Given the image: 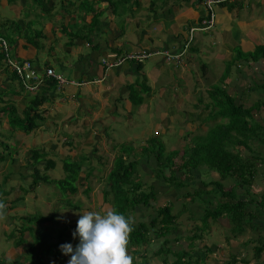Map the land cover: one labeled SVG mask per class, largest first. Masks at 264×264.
Returning a JSON list of instances; mask_svg holds the SVG:
<instances>
[{
    "label": "crops",
    "instance_id": "0c3cea01",
    "mask_svg": "<svg viewBox=\"0 0 264 264\" xmlns=\"http://www.w3.org/2000/svg\"><path fill=\"white\" fill-rule=\"evenodd\" d=\"M96 1L95 7L87 12L82 6L77 11V6L81 5L78 1L74 6H68L71 10L67 17L64 10H61L63 15L57 13L52 18L44 15L42 19L46 21V26L39 40L38 50L23 39L13 42L10 49L14 58L32 62L39 73L42 74L45 68H52L67 81L85 82L83 86L58 88L48 78L36 92L27 93L4 66L0 56V108L8 102L15 107L17 115L23 118L24 111L34 100L39 105L47 131L62 130L58 132L60 137L70 143L67 145L71 157L87 154V150L93 155L103 147L114 149L116 137L105 133L108 124L103 121L106 118L110 120V116L112 120H120L119 117L115 118L116 115H125L121 121L126 122V125L133 119L139 120L140 115L148 116L150 124H141L138 133L131 129L129 132L134 135L126 134L122 142L127 147H132L133 152H137L135 146L144 151L148 146L147 136L156 138L160 126L163 128L162 136H165L171 122L178 123L179 111L183 113L180 115L192 118L193 121L188 122L199 120V126L206 129L205 134L208 133L213 123H204L203 118L201 120L202 115L197 111L200 98L206 97L208 92L204 82L209 78L213 84L220 85L228 93H237L239 99L245 102L248 99L247 106L258 100L259 91L256 86L264 85V0H233L223 3L216 7V27L206 33L194 34H191L190 28L205 14L201 0H136L129 9H120L117 13L106 2ZM11 8L15 10V5H11ZM142 51L160 54L140 63L124 60L119 65L110 68L106 66V63H115L120 55ZM39 52L45 54L41 55ZM174 55H178V59ZM196 68H199L201 74L197 71L194 77L192 74ZM168 85H174L176 103L167 104ZM245 87L248 97L243 93ZM181 95H186V98H199L196 108L192 107L195 110L193 113L179 110L186 102ZM156 98L160 100L153 101ZM161 102L162 107L167 110L153 111L152 104L161 107ZM134 111L137 112L136 115L133 114ZM200 112H203L204 117L207 115L204 109H200ZM2 115L4 113H1V118ZM1 118L3 127L10 131L11 128L6 123L7 117L5 122ZM258 121L264 128V109L262 118ZM49 123L53 124L51 130L48 129ZM194 129L195 127L190 128L183 137H189ZM18 133L22 134H16ZM199 136L202 135L196 137ZM53 137L57 138L55 135ZM52 144L50 142L51 147ZM58 144L56 143V148L59 147ZM99 144L101 147L98 149ZM248 144L251 146H241L238 150L243 161H239L237 169L243 167L246 170V178L240 182H250L248 187L253 197H258L264 191V145H260L258 141ZM17 166L14 170L19 176L22 169ZM25 168L22 173L28 175ZM12 179L10 177L6 184L11 183ZM210 179L218 177L210 173ZM226 181L227 188L234 185L230 180ZM236 189L240 199L250 197L241 188ZM28 195L31 200L36 201L35 196L30 193L24 194L23 199L19 197L17 201L7 200L6 213L9 216L6 217H13L7 220L8 224L13 225L22 217L12 215L25 205ZM45 203L50 205L51 202ZM246 207L247 216L241 230H235L237 225L230 222L225 214L214 223L213 229L202 241L192 243L178 229L166 241V248L172 252H188L195 261L199 257L203 262L200 264H264V251L258 259L253 255L258 246L256 240L264 239V218L258 217L256 202H246ZM190 208L194 216H201L197 202L195 205L194 201ZM187 211L188 209L184 216L190 214ZM213 231L222 237L221 246L212 238ZM24 239L31 243L30 232H25ZM159 243L165 244V240ZM160 244L156 242L155 247L146 245L143 249L153 258ZM15 254L16 251L13 257Z\"/></svg>",
    "mask_w": 264,
    "mask_h": 264
},
{
    "label": "trees",
    "instance_id": "16d2710c",
    "mask_svg": "<svg viewBox=\"0 0 264 264\" xmlns=\"http://www.w3.org/2000/svg\"><path fill=\"white\" fill-rule=\"evenodd\" d=\"M15 1L18 0H7L9 4H14ZM19 1L22 5L27 4V7L21 9V11H27L29 10L28 8H30V10L36 12L35 18L30 21H24L22 18H16V20L11 21L6 19V21L0 25L2 26L7 24L0 27V38L4 39L9 47L12 46L13 42L23 39L28 41L37 50L39 48V40L41 39V36H43L44 28L46 26V23H44V20L42 19L44 15L48 16L49 14L52 15L53 11L64 10V12L67 13L65 17H67L71 10L68 9V6L70 8L78 1H80L79 3H81V5L80 7L77 6V11L79 9L81 10L82 6V9L85 12L92 10L97 3L96 0ZM98 1L106 2L108 6H111L112 10L117 13L120 9H129V7L132 6V3L136 0ZM22 16L27 17L28 13H24ZM3 49L4 46L1 45L0 50ZM1 55L2 53H0V56ZM44 82L45 81H42L39 84V87L42 86ZM256 90L259 91V98L258 100L256 99L254 103H251V106H247L244 100L228 93L229 91L227 92V90L221 86L216 88L214 87V89L209 91L211 94L213 108L208 111L205 117L202 115L201 120L203 118L204 123H213V126L209 129L205 137H199L206 138L205 142H195L192 146L189 144L187 145L183 152L185 156L180 161L178 169H174L175 158L178 157V155L169 153L163 156V151H159L154 154L151 150L143 152V149H141L138 153L133 152L132 147H127L126 150L116 157L113 166L108 171L103 181L105 184L102 188V193L104 195L103 205L105 203V199L108 198V195H111L113 197L112 209H115L119 213H122L126 217H130L132 219L133 231L130 235L128 245L131 249H133L132 247L139 248L141 246L144 247L149 245L151 243V239L153 238H155L157 242L159 238L166 237V235L170 233L169 231L171 229H175L177 216L174 215L173 207L175 208L176 206L177 196L181 191L186 190V188L189 187L193 175H198L204 168L218 172L217 174L221 176V180H232V182L236 184V187H241V184L250 183L240 182V180L246 178V170L243 167L237 169V165L240 163L239 161H243L241 157L242 154L238 153L241 146L246 147L248 145L250 147L251 144H248L249 142L254 143L257 141L260 145H264V128L258 121L263 115L264 85L259 87L257 85ZM207 108L208 105H206L204 109L206 110ZM0 112L2 114L4 113L7 117L6 123L11 128L10 131L5 129L2 122H0V161L5 160L6 163L8 162V164H11L15 168L17 163L21 162L20 151L26 148L25 143L14 140L15 134L17 132H21L22 134L28 136L39 128H43L44 131H47L44 124L45 120L42 115H40L41 110L39 109V105L34 100L31 101V105H29L24 111L23 118H20L17 115L15 107L10 106L8 102L0 108ZM2 139H5V141H2ZM8 141L11 142L9 143ZM67 144L70 143L68 142ZM51 148L54 149V145ZM24 153L26 154L25 169L28 170L29 173L28 175H24L22 172H19L20 175L24 176L23 179L19 176V180L28 181L29 179L31 180V176H33L34 179L31 180V183H29L28 189L19 185L17 189L6 190L5 188L7 187L4 186V190H0V196L2 198H6L13 195L9 201L12 199L17 201L19 197H21L20 199H23L21 194L28 192L34 193V187H37L39 184L50 185V178L46 176L47 174L44 172L56 166V162L54 160L46 159L47 153L43 150L30 149L26 150ZM6 155H11L9 160L5 159L7 157ZM40 158L43 159L41 161L42 167L38 164ZM63 158L65 159L63 160ZM59 162L62 164V169L65 175L64 177L62 176L59 177L58 180H55L59 187L57 194H55V198L59 195L60 198H57L59 205L79 211L80 206L77 203L72 204L71 199H73L72 197H76L78 194L77 185L84 186V194H87L91 190L88 178L92 176V171L95 169L91 165L92 160L85 154H82L74 158L70 155L64 156ZM150 174H153L154 176L150 178ZM10 177L11 176L9 175L4 177L3 182H8ZM159 179L162 180L163 183L157 187L155 182ZM150 181L154 182V184L150 183ZM215 185L219 190L216 195V197L219 198V206L215 212H211L207 215V217L203 219V222H205L206 219H209V217L216 218L229 212V218L227 219L230 220V222H235L234 224L237 225L235 230H241L242 223L245 220L244 218L247 216L245 213L247 210V207L245 208L246 202L243 200H234L233 197L236 196V191L232 189L225 191L221 187L220 183H216ZM35 197H37L36 194ZM159 198L163 203L157 204ZM1 201H3L6 205L7 200L2 199ZM252 202H256L258 217L263 219L264 191L260 194V196L253 197ZM12 205L13 204L10 205L11 208ZM7 207L8 206H6V208ZM139 207L149 209L152 208L155 215H150L147 222H142L137 214L139 211L138 209H140ZM241 211L244 213H239ZM33 216H35V214ZM8 219L11 220L12 218L8 217L7 220ZM34 220L39 221L35 218ZM39 222H42V225L48 223L50 224V227H58L53 216L43 218ZM30 226L31 225L24 224L23 226H19V228H14V226L6 223L3 228L4 232L8 229H15L10 232L11 239L7 240V242L11 245L10 247L16 251V256L13 257L12 260H6L3 259L2 253H0V264H61L62 261L58 260L57 254L55 253L53 254L54 259L47 258L46 260H42V258H37L36 260L32 259V261L26 260V248H29L31 251L34 244L26 246V240L24 239L25 232L28 231L30 234L34 233L36 241L39 239V232L44 234L42 230L34 229ZM73 228L74 227L69 226L66 227L64 231L61 230L58 233V236L63 238L66 235V231ZM72 238L73 237H70L68 240H70V242H74V239ZM46 239H48L51 243L56 242L55 240L50 241V238ZM256 243L258 246L254 249L253 255L255 259H258L264 251V239H259L258 241L256 240ZM14 244L16 245L15 247H13ZM159 248L158 252L153 254V259L149 257L150 259L148 258L144 264L203 263L199 260V257L197 261L193 260L188 252H172L170 249L166 248V241L165 244L161 243ZM161 252H163L161 260L155 261L154 259H157L156 256H158Z\"/></svg>",
    "mask_w": 264,
    "mask_h": 264
},
{
    "label": "rangeland",
    "instance_id": "374dc122",
    "mask_svg": "<svg viewBox=\"0 0 264 264\" xmlns=\"http://www.w3.org/2000/svg\"><path fill=\"white\" fill-rule=\"evenodd\" d=\"M11 5H15V10H13L11 8ZM0 7H2L0 9V24L4 23V21H6V19H8V21H11V20H16V18H19V19L22 18V20H24V21H30V20H33L35 18L36 12L30 10V8H28L30 10V11L27 10L28 12L27 11H21V9H24L27 7V4L22 5L19 0L15 1L14 4L13 3L9 4L7 2V0H0ZM19 10H20V14H19ZM24 13H28V16L23 17L22 15H24ZM57 13L62 14V15L64 14V12H62L61 10H56V11L52 12V15L49 14L47 16V18H52ZM44 23H46L45 20H44ZM7 31H6V33H7ZM43 54H45V53L43 52ZM43 54H41V55H43ZM42 65L44 66V64H42ZM55 70L57 72H59L56 67H55ZM197 71L199 74H201L199 68H196V70H194L193 74H192L194 77H196ZM204 84L207 85L208 92L205 95L206 97H201L200 102L198 103V105L200 107H199V110L198 111L196 110V111H197V113H200V115H203V112H200V109H204L203 106L208 105V109H206V114L208 113L209 110H211L213 108V103H212L211 94L209 93V90L211 91L212 89H214V87L215 88L220 87V85L213 84L211 82V78H209L207 81H205ZM158 86H160V85H158ZM173 88H174V85H168L166 87V97H167L166 100L168 99L167 104L176 103L177 98L176 99L174 98L175 93L173 91ZM170 89H171V92H170ZM243 93H246L245 95L248 97L249 94H248V90L246 87L244 88ZM5 95H8V93H5ZM233 96H236L238 98L237 93H234ZM181 97H184L186 102L184 103L183 106H181L179 108V110H183V111L185 110L186 112H192L193 113L195 111L193 108H196V104H197V101L199 100V98L193 99L192 96L190 98H186V95H181ZM93 100H95V99H93ZM157 100H160V99L156 98V100H153V101H157ZM248 101L249 100L247 99L246 103ZM97 103L98 102L96 101V105H97ZM152 106H153L152 110L156 111V112H159V111L163 112V110H167V109H165V107H162L163 106L162 102H161V107H159L155 104H152ZM215 110H216V108H215ZM136 113L137 112L134 111L133 114L136 115ZM182 115L179 114L178 123L171 122V127L168 129L165 136H162L163 128L161 126L159 127V129L157 131L158 136L156 138H153L152 135L147 136V137H149L148 146H147L148 150H151L153 152L163 151L164 153H167V154L172 153V154L178 155V157L175 158L174 169H178L180 161L184 158L185 155L183 154V152H184L185 148L187 147V143L189 144L193 141H196L197 143L205 142L206 138H196V136L202 135L205 137L207 135V133L205 134L206 129L202 126H199V123H200L199 120H195L194 123L188 122L189 120L193 121L192 118H187L186 116H182ZM124 116L125 115H120V116L116 115L115 118L119 117L120 120H114V118L112 120V118H111L112 116H110V120H108V118L103 120L105 124H108L105 133H107L108 135L113 134L116 137V146L114 147L115 150L111 149V147H103V148H100V150H98V152H95V154H93V155H91L89 150H87L88 152H87V154H85L90 159L93 158L91 165L95 169L92 171V176L88 178L91 190L87 194H84V192H83L84 186L77 185L78 194L76 197H72L73 199H71L72 204L77 203L80 206V209H79L80 211L70 209V208H66L62 205H59L58 201H57V198L59 197V195H57V197L55 198V194H57V192L59 190L58 183H56L55 180H58L59 177H62V176L64 177V175H65L64 171L62 169V164L59 161L65 155L68 156L69 155L68 152H70L69 146L68 145L64 146L65 145V138L60 137V133L58 132V131L62 132V130L57 129V131H44L43 128H39L35 133H33V135H31L29 137H24L22 134H19V133L15 135V137H14L15 141L23 142L26 145V148L24 150L20 151L21 162H19L18 166H20V168L22 169V172L24 171V168L26 165V154L24 153L26 150H30V149H32V150L33 149L34 150L35 149L43 150L47 153L46 159H53L56 162V166L53 170L49 169L46 172H44L45 174H47L46 176H48L50 178V180H49L50 185L39 184L38 185L39 188H38V186L34 187V193L37 195L36 201L33 199L31 200L30 195H28V198L25 201L26 202L25 205L21 206L20 207L21 209H18L19 211H15L14 214L12 215V216H15V215H21L22 216L20 219H17L13 225H11V226H14V228H19V226H23L24 224H27V225H31L30 227H32L34 229L42 230L44 233V234H42L39 232L40 236H39V239L37 241H36V237H34L33 233H31V235H32L31 243H27V241H26V244H27L26 246H28L29 244H34L32 247L33 249L31 251L29 248H26L25 258L27 261H32V259L36 260L37 258H42V260H46L47 258L54 259V257H53L54 253L57 254V257L60 255L58 260L63 261L64 259H67L70 256L64 255L60 250V245L66 244V243L62 240V238H60L58 236V233L61 230L64 231V229L67 226H73V224H76L80 218V215H82L85 212L96 211V212H100L103 214L106 210L111 209V207H112L111 195H109V197L105 199V203L103 205L102 188L105 185L103 181H104L108 171L113 166L116 157H118L127 148V145L122 143L126 137V134H129V133L132 134L133 132H129L131 129H133L135 132L138 133V130H139V127L141 124L143 126L150 124L148 116L143 114V115H140L138 117L139 120L133 119L130 121V123L128 125H126V122L121 121V119H123ZM5 118H6V116L2 115L1 119L4 122L6 121ZM52 125H53L52 123L48 124L49 130H51ZM150 126H152V125H150ZM193 127H195V129L192 132H190V136L189 137H183L186 135L187 131H190V128L193 129ZM153 128L155 129L156 126H154ZM48 133L50 134V137H49ZM178 133H180V136H181L179 138H178ZM140 134H141V132H140ZM54 135L57 138H54L53 137ZM133 135L134 134H132V136ZM2 141H5V139H2ZM49 141L53 142L52 146L54 145V149L50 148L51 146H50ZM8 142L10 143L11 141H8ZM56 143H59L58 144L59 147H57L55 149ZM60 146H61V148H60ZM99 147H101V144H99L98 149H99ZM135 148H136L137 152L139 153L140 147L135 146ZM6 156L7 157L5 159L9 160L11 155L10 156L6 155ZM64 159L65 158H63V160ZM42 160L43 159H41V158L39 159L38 164L40 165V167H42V164H41ZM8 175L11 176V178H13V179H12L11 183L6 184L3 182V180H4V177H6ZM40 175H41V173H40ZM176 175H178V174H176ZM19 176L22 179L24 177L23 175H20V173H19ZM19 176L16 175V171L14 170V166H12L11 164H8V162L6 163L5 160L0 161V182H3L2 184L0 183L1 184L0 190H4V186L7 187V188H5L6 190L7 189H11V190L16 189L19 185H22L23 188L28 189V187H29L28 185H29V183H31V180H33L34 177L31 176V180L29 179L28 181H23V180H19ZM155 176H156V174H155ZM152 177H153V175L150 174V178H152ZM209 177H210V175H207L206 178H208V180H209L210 179ZM145 180H147V179H145ZM191 180H192L193 186L197 187V185L194 184V182H193V178ZM150 183L154 184V182H151V181H150ZM162 183H163V181L160 179L155 182L157 187L159 185H162ZM224 184H221L223 186V188L228 189L227 186H225ZM57 187H58V189H57ZM197 191L200 193V195H198L196 197L195 205H196V202L199 204V207H200L199 209H200V211L204 217L206 215V212L211 210L209 208V205L207 204V201H204V199H209L208 197L214 196V193L217 192V190H214L213 192H208V190H205V188H203L201 186V188L197 189ZM21 195L24 196V194H21ZM207 195H209V196H207ZM60 196H61V194H60ZM11 198H12V195H10L6 198H2L0 196V201L2 199L9 200ZM215 199L216 198H210V201L212 202V204H215L217 202L218 199H216V200ZM234 199L237 200L238 198L235 197ZM252 200H253V198H248V199H246V202H250ZM48 201L51 202L50 205L49 204L46 205L45 202H48ZM193 202H190V201L187 202V208H188V211L190 212L189 215L191 218L193 217L194 213H193V211H190V209H191L190 205H192ZM161 203H163V202L159 198L157 204H161ZM201 204H203V206H204L203 208H202ZM173 211H175L174 207H173ZM33 213L35 214L36 217L33 215H30ZM137 214L139 216L140 221H142V222H147L148 217L150 215H155L152 208L149 209V208H143V207L137 212ZM228 214H229V212L226 213V215H228ZM6 215L9 216L8 213H6ZM179 215L184 216V215H186V213L184 211H182L179 213ZM50 216H53L55 218L56 223L59 221V224H58L59 226L57 228L50 227V224H48V223H45L42 225V222H39L41 219L48 218ZM7 218L8 217H6V220L0 221V253H2L3 259L12 260V257H13V254L15 253V251L12 250V248L10 247L11 245L7 242V240L11 239L10 238V235H11L10 232L12 230H15V229L12 228V229L6 230L5 232L3 231V228L5 227L6 223H8ZM11 218H13V217H11ZM34 218L38 219L39 221L34 220ZM198 221H200L202 223V220L198 219ZM207 221H209L211 223H214V222L217 223V221L213 217H211ZM74 226H76V225H74ZM212 229H213V227H211V230ZM172 230L173 229H171L169 232H171ZM184 230L187 231L186 228ZM75 231L76 230H72V231L68 230L67 234H72ZM25 238H27V235L25 236ZM46 238H50V241L56 240V242L51 243ZM212 238H214V241L216 243H219L220 246L223 244L222 237L220 236V234L218 232L213 231ZM77 240L79 242V237H77ZM155 242H156L155 239H151V243L149 244V247H153V246L155 247L156 246ZM78 244L72 245L74 251H75V248ZM158 244H159V241H158ZM15 246L16 245L14 244L13 247H15ZM128 248H129L128 251H131V247L128 246ZM8 251H11V253H7ZM162 256H163V252H161V255L156 256L157 260H161ZM133 259H134V264L146 263L147 256L144 254L143 246H141L139 249L135 250V256L133 257ZM0 260H1V256H0Z\"/></svg>",
    "mask_w": 264,
    "mask_h": 264
},
{
    "label": "clouds",
    "instance_id": "9594fccd",
    "mask_svg": "<svg viewBox=\"0 0 264 264\" xmlns=\"http://www.w3.org/2000/svg\"><path fill=\"white\" fill-rule=\"evenodd\" d=\"M208 1H212V0H201V5L203 7V11L205 14L196 23L194 27L190 28L191 34H194L195 32L196 33H206V32L213 30L216 27V9H217L216 7L219 5H222L223 3L230 2L233 0H214L216 1V3L211 4V9L207 8V5L210 4L208 3ZM211 15H212V18H211ZM192 38L193 36L191 35L190 39L192 40ZM3 42L6 44V48H4L3 50H0V53H2L1 56L4 61V66L8 69L10 73H12L15 76V78L17 79V82L21 85L23 90H25L27 93L36 92L39 88V84L48 78L53 80V82L55 83V85H57L58 88H62L65 86L81 87L83 86V84H85V82L83 81L82 82L67 81L61 75L55 73V71L52 68H45L42 74L39 73V71L35 69V66L32 62L27 61V60H18L14 58L11 54V50H10L11 46L9 47L7 42L2 38H0V47L1 45H3L2 44ZM186 47H188V45H186ZM157 54H160V52H156V53L150 52L149 53L146 51H142L140 53H135V54L127 53V54L118 56L116 62L113 64L106 63V66L110 68L112 66L119 65L124 60H129L132 62L134 61L136 63H140L150 58L151 56L157 55ZM174 57L178 59V55H174ZM24 63H29L31 66V69L36 73L38 77L37 80H30L27 83V85L34 87L33 90H28L25 87V85L23 84L24 81L19 77V75L17 74V71L13 67V65H23ZM48 69L51 70L53 74L51 75L47 74L46 71ZM179 114H183V113L179 111ZM129 117L134 118L130 115ZM199 137H203V136H199ZM199 137H196V138H199ZM195 142L196 141H193L189 143V145L192 146L194 145L193 143ZM64 146H67L66 139H65ZM146 150H148V147H145L144 151ZM153 153L156 154L157 152H153ZM165 155H167V153L163 154V156ZM54 168H52V170ZM210 173H214L218 177V179L208 180V178L206 177L207 175H210ZM217 173L218 172L214 170L204 168L201 171V173H199L198 175L194 174L192 177L193 182L194 184L197 185V187L193 186L192 180H191L189 187H187L186 190L181 191L179 195L177 196V202H176L177 207L175 206V211H174V215L177 216V223L175 225L176 227L174 230L179 229L180 232H184L185 238L192 243L200 242L204 238H206L211 230V227L214 225V223H216V222L211 223L207 221L208 219H206V221L203 222V219L207 217V215H209L211 212L213 213L218 209L219 198H217L216 195L218 194L219 190L216 188L215 184L216 183L224 184L225 182H227L226 180H230V179L221 180V176ZM230 181L232 182V180ZM244 185H247V186H244ZM249 185L250 183L241 184V186H244L243 187L244 190L242 187H236V184H234L232 187L228 189H224L222 185L221 187L225 191L232 189L236 191V193H237L236 188H241V190L245 192V195L249 194L250 195L249 198H253V194L251 193L252 191L249 189L250 187H248ZM201 186L205 188V190H211L210 192L217 190V192L214 193V197H213V198L218 199L215 204H212L210 199H204V201H207V204L209 205V208L211 210L206 212V215L204 217L202 213L200 217H196L193 215L192 218L190 217V215L188 216L179 215L180 212L182 211L185 212V210L188 209L187 202L195 201L196 197L200 195L197 189L201 188ZM28 193L33 194L35 196V193L33 192H28ZM235 197L238 198L237 200L234 199L235 201H238V200L245 201L246 200V198L240 199V197L238 196V193L236 194ZM112 199L113 197L111 196V204H113ZM102 200L104 202L103 197H102ZM183 203H184V207H183ZM185 204H186V207H185ZM250 204H253V202L250 201ZM201 205L203 208L204 207L203 204ZM139 208L141 209L142 207H139ZM5 210H6V205L3 203V201H0V221L6 220ZM225 214H222L221 216L216 217L214 219L217 221ZM210 218L211 217H209V219ZM198 219L202 220V223L198 221ZM58 224H59V221L57 222V226H59ZM132 224H133V221L130 217H126L124 214L119 213L115 209H112V207L110 210H106L103 214L100 212H96V211H89V212L83 213L82 215H80V218L76 224H73V226H69V227H74L73 229H70V231L72 230H76V231L73 232L72 234H67L68 231H66V235L62 238V240L66 244L60 245V250L64 255L70 256V257H68L67 259H64L61 263L62 264H134L133 257L135 256V250L139 249L140 247L139 248L132 247L133 249H131V251H128L130 235L133 231ZM185 228L187 229V231L184 230ZM174 230L168 233L166 237L159 238L157 242L158 241L161 242L163 240L167 241L172 235V233L174 232ZM70 237H73L72 239H74V242L72 241L70 242V240H68V238ZM77 237H79V242L77 240ZM76 244L78 245L76 246L75 251H74L72 245H76ZM144 254L147 256V259L151 257V255L146 254L145 251H144ZM59 257L60 255L58 256V258Z\"/></svg>",
    "mask_w": 264,
    "mask_h": 264
},
{
    "label": "built area",
    "instance_id": "2783aa9c",
    "mask_svg": "<svg viewBox=\"0 0 264 264\" xmlns=\"http://www.w3.org/2000/svg\"><path fill=\"white\" fill-rule=\"evenodd\" d=\"M208 3H210V4L207 5V8L211 9V4L216 3V1L212 0V1H208ZM211 18H212V15H211ZM2 44H3L4 48H6V44L4 42ZM167 58H168V56H167ZM13 67L17 71V74L19 75V77L24 81L23 84L25 85V87L28 90H33L34 87L27 85V83L30 80H37L38 77H37L36 73L31 69L30 64L24 63L23 65H13ZM46 73L49 75L53 74V72L49 69L46 71ZM59 81H60V79H59Z\"/></svg>",
    "mask_w": 264,
    "mask_h": 264
}]
</instances>
